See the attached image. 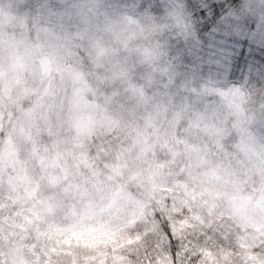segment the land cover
<instances>
[{
	"label": "clouds",
	"instance_id": "clouds-1",
	"mask_svg": "<svg viewBox=\"0 0 264 264\" xmlns=\"http://www.w3.org/2000/svg\"><path fill=\"white\" fill-rule=\"evenodd\" d=\"M11 5L12 0H0L4 88L0 115L12 119L15 109L19 121L24 112L30 113L34 139L73 169V186L79 183L86 192L84 199L90 201L98 202L117 183L127 182V177L116 180L115 170L105 167L122 146L139 138L163 141L185 166L182 173L173 168L160 172L156 183L172 189L164 193L154 190L147 179L156 160L146 157L139 182L141 199L155 208L170 196L177 211L190 208L195 216L223 219L247 245L239 260L227 264H264V247L255 250L264 243V135L250 131L256 114L249 97L240 89H230L221 91L224 95L204 109L188 108L166 101V88L157 87L160 82L150 71L162 62L157 37L170 25L180 26L178 13L158 22L107 8L106 0H86L73 9L71 20L62 21ZM44 61L49 64L47 72ZM133 77L137 90H142L140 96L131 91ZM17 79L21 104L9 99V86ZM145 105V111H137ZM229 133H235L234 139L225 143ZM60 195L64 211L55 224L81 229L92 222L73 213L84 208L75 187ZM120 206L125 220L139 212L123 200Z\"/></svg>",
	"mask_w": 264,
	"mask_h": 264
},
{
	"label": "rangeland",
	"instance_id": "rangeland-1",
	"mask_svg": "<svg viewBox=\"0 0 264 264\" xmlns=\"http://www.w3.org/2000/svg\"><path fill=\"white\" fill-rule=\"evenodd\" d=\"M85 2L12 0L11 6L63 21L71 20L73 9ZM106 7L158 22L170 19L169 13H178L180 26L170 25L157 37L162 62L150 69L160 82L157 87L167 90L164 99L188 108L204 109L210 103L215 104L221 91L240 89L249 97L250 109L256 114L250 131L264 135L261 107L264 105V0H106ZM2 77L0 73V112L4 100ZM135 79L131 91L140 96L142 90H137ZM20 87L19 79L9 86V99L16 104L22 103L16 92ZM146 107L137 111L143 112ZM13 113L12 119L0 115V264H125L127 260H142L150 254L151 241L140 249L138 256L129 247L134 245L136 226L146 212L153 210L141 199L139 182L144 177L145 158L154 157L156 163L149 168L147 179L154 190L172 191L156 183L161 171L173 168L182 173L185 166L169 147L163 141L153 143L149 138L122 146L111 165L105 167L115 170L116 180L127 177V182L117 183L115 190L108 196L100 195L98 202L90 201L84 199L86 192L79 183L73 186V169L65 166L58 153L41 147L34 139L30 113L24 112L19 121L15 120L18 115L15 109ZM234 136L235 133H229L224 142H230ZM73 187L81 193L84 205L80 211L73 209V213L82 220L92 221L81 229L54 223L64 211L61 192ZM96 191L102 189L97 187ZM122 200L138 207V214L123 219ZM165 201L169 207H175L170 196ZM185 209L194 215L190 208ZM113 223L115 227L111 226ZM229 231L231 241L247 248L230 226ZM239 232L237 227L236 233ZM118 233L125 236L120 238ZM174 243L175 248H169L173 257L179 251V243ZM217 243L228 246L230 242L201 241L199 248L207 264L223 260Z\"/></svg>",
	"mask_w": 264,
	"mask_h": 264
},
{
	"label": "snow or ice",
	"instance_id": "snow-or-ice-1",
	"mask_svg": "<svg viewBox=\"0 0 264 264\" xmlns=\"http://www.w3.org/2000/svg\"><path fill=\"white\" fill-rule=\"evenodd\" d=\"M42 67L47 72L48 62L44 61ZM219 95L223 96L224 93L220 92ZM214 239L230 242L228 246L217 243L226 264L229 260L240 259L244 249L231 241L229 226L223 219L217 221L211 217L189 215L186 209L177 211L165 201L163 206L145 213L135 228L134 245H129L138 256L140 249L151 241L148 243L151 253L144 255L143 260H127L126 264H144V261H147V264H201L204 260V254L199 248L201 241L211 242ZM174 241L179 243V251L175 257L169 251L170 247L175 248ZM262 247L264 243H259L255 250ZM145 251L147 253V249Z\"/></svg>",
	"mask_w": 264,
	"mask_h": 264
},
{
	"label": "trees",
	"instance_id": "trees-1",
	"mask_svg": "<svg viewBox=\"0 0 264 264\" xmlns=\"http://www.w3.org/2000/svg\"><path fill=\"white\" fill-rule=\"evenodd\" d=\"M143 260V259H142ZM147 263V261H145Z\"/></svg>",
	"mask_w": 264,
	"mask_h": 264
}]
</instances>
